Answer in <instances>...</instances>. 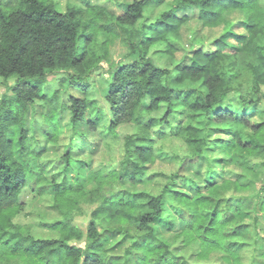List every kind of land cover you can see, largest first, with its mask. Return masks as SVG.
Returning <instances> with one entry per match:
<instances>
[{
  "label": "trees",
  "instance_id": "obj_1",
  "mask_svg": "<svg viewBox=\"0 0 264 264\" xmlns=\"http://www.w3.org/2000/svg\"><path fill=\"white\" fill-rule=\"evenodd\" d=\"M163 1L118 3L121 14H113L131 58L104 69L100 54L80 47L93 39L82 34L74 9L0 0V78L16 80L13 96L0 97V264H264V6L175 0L148 21L147 10ZM185 27L192 30L189 48L178 42ZM214 29L218 36L198 33ZM157 46L174 69L154 61ZM245 54L255 60L242 67ZM96 69L103 70L109 121L88 99ZM59 74L69 95L71 143L64 170L49 175L40 137H56L55 106L40 134L27 128L30 106L47 100L49 78ZM56 99L57 92L51 104ZM124 121L135 122L138 133L125 138L120 167L96 170L84 185L78 166H89L103 141L117 139ZM171 137L177 148L173 141L172 149L156 145ZM170 160L172 172L155 169ZM31 181L62 214L97 203L86 232L58 219L38 226L39 235L14 230L11 218ZM221 186L234 192L225 197Z\"/></svg>",
  "mask_w": 264,
  "mask_h": 264
},
{
  "label": "rangeland",
  "instance_id": "obj_2",
  "mask_svg": "<svg viewBox=\"0 0 264 264\" xmlns=\"http://www.w3.org/2000/svg\"><path fill=\"white\" fill-rule=\"evenodd\" d=\"M124 0H48L49 3L54 4L57 9L61 12H66L68 9H74L78 12L81 32L82 34L92 35V42H85V39L81 41L80 47L85 48L86 51H95L100 54V65L104 69H108L111 65L122 64L126 60H130L129 52L130 46L128 38L124 29H122L117 22V17L114 13L121 14L120 8L118 6L119 2ZM264 6V0H260ZM175 2V0H164L159 5H154L147 10L148 21L150 19L157 18L163 11L170 8V5ZM194 25V24H193ZM192 27V25L190 26ZM197 30V27H195ZM220 29L214 30H202L198 32L201 37L207 36H218ZM192 30L188 27L183 28L182 36L179 38L178 42L181 47L185 46L189 48L187 44L189 43L188 37L191 35ZM106 39L108 40L107 45H105ZM152 57L154 61L161 67L172 70L175 67V61L165 52H163L162 47H153ZM177 55H182V51L178 52ZM91 59V57H89ZM255 60L253 55H243L239 61L241 66H246L249 62ZM64 74L52 75L49 78L48 85H46L45 93L47 95V100H39L35 105L30 106L29 121H28V131L35 130L38 134L40 131L47 126L46 115L49 113L50 106H55L56 113L58 116L59 127L56 137L50 141L45 142L44 137L40 142L46 146V151L42 155L41 164L46 165V173L49 175H57L64 170V161L62 160L63 155L67 152L71 143V132H70V117L71 112L66 105L67 94L65 88L61 85L62 77ZM248 73L244 75V82L248 80ZM15 79H2L0 78V97L2 99H8L13 96L10 87L15 84ZM90 90L88 94V99L97 102L98 107L103 109L106 117V121H109L112 117L110 114V105L106 98V83L103 76V70L96 69L90 73ZM177 86L185 87L186 84L178 83ZM57 92V97L55 104H51L50 100L53 98L54 94ZM83 97L82 94H77ZM49 100V101H48ZM58 101V102H57ZM57 102V103H56ZM163 114V110L159 113L154 112V116H159ZM94 115H92L93 117ZM118 138L112 141H103L102 145L94 150L90 156L89 168L78 166L77 172H79L78 177L81 178L84 185L89 183L92 178L93 172L96 170L104 169H118L125 154V138L127 136L138 133V126L135 122H121L117 126ZM173 145L177 148L180 144L178 140H157V146H166L172 149ZM165 147V148H166ZM223 156V155H222ZM166 157V156H165ZM176 164L170 162H162L155 166V169L165 172H172ZM231 168V167H229ZM62 177V175H60ZM77 177V176H76ZM261 181L258 183L257 188L261 186ZM38 184L35 181H31L24 192L21 194L19 203L21 204V209L18 213L12 216L11 222L14 226V230L19 227L23 229H30L34 234L39 235L38 226L45 221L52 220H67L70 223L78 226L84 232L87 230V226L91 220V215L97 206L95 202H82L77 208H72L73 210L63 213L56 208L55 201L51 194H39L36 190ZM223 185V184H220ZM222 187V186H221ZM234 192L232 186H223L219 193L223 196H229ZM264 235V232H261ZM44 235V234H43ZM42 235V236H43ZM41 236V235H40ZM84 246V243L75 242Z\"/></svg>",
  "mask_w": 264,
  "mask_h": 264
}]
</instances>
